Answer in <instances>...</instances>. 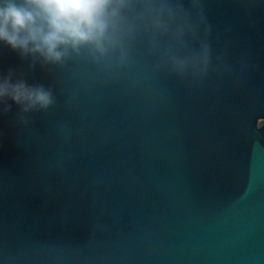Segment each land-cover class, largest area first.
<instances>
[{"label": "water", "instance_id": "1", "mask_svg": "<svg viewBox=\"0 0 264 264\" xmlns=\"http://www.w3.org/2000/svg\"><path fill=\"white\" fill-rule=\"evenodd\" d=\"M203 77L86 54L0 73L52 91L0 113V264H264V0H199Z\"/></svg>", "mask_w": 264, "mask_h": 264}, {"label": "clouds", "instance_id": "2", "mask_svg": "<svg viewBox=\"0 0 264 264\" xmlns=\"http://www.w3.org/2000/svg\"><path fill=\"white\" fill-rule=\"evenodd\" d=\"M191 4L195 9L199 0ZM203 23L184 0H0V45L33 64L59 66L86 54L98 65L124 68L133 61V46L144 40L157 70L203 77L211 57ZM13 104L23 113L44 111L53 94L0 73V113Z\"/></svg>", "mask_w": 264, "mask_h": 264}, {"label": "rangeland", "instance_id": "3", "mask_svg": "<svg viewBox=\"0 0 264 264\" xmlns=\"http://www.w3.org/2000/svg\"><path fill=\"white\" fill-rule=\"evenodd\" d=\"M259 124L264 125V120H261Z\"/></svg>", "mask_w": 264, "mask_h": 264}]
</instances>
